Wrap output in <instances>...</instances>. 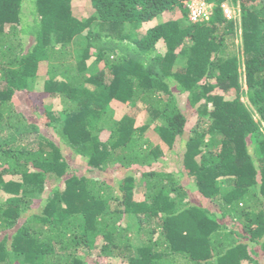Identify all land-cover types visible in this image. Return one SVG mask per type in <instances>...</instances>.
Returning a JSON list of instances; mask_svg holds the SVG:
<instances>
[{
    "label": "trees",
    "instance_id": "trees-1",
    "mask_svg": "<svg viewBox=\"0 0 264 264\" xmlns=\"http://www.w3.org/2000/svg\"><path fill=\"white\" fill-rule=\"evenodd\" d=\"M91 1L95 12L83 19L74 0H0V192L9 194L0 202V264H264L256 256H264V0H206L213 13L197 22L189 0ZM225 2L240 8L242 57ZM173 11L182 19L142 28ZM161 42L166 51H155ZM92 58L102 68L89 70ZM42 62L55 74L31 102L55 137L13 104ZM71 65L78 72L69 78ZM242 73L259 120L242 100ZM46 94L71 106L48 109ZM184 94L196 116L190 129ZM114 101L143 103L170 149L185 141L181 174L214 208L183 202L180 179L152 168L165 152L144 140L148 126L109 119ZM68 150L116 181L80 174ZM51 175L63 185L24 217ZM126 216L150 237L146 245L135 248Z\"/></svg>",
    "mask_w": 264,
    "mask_h": 264
},
{
    "label": "rangeland",
    "instance_id": "rangeland-1",
    "mask_svg": "<svg viewBox=\"0 0 264 264\" xmlns=\"http://www.w3.org/2000/svg\"><path fill=\"white\" fill-rule=\"evenodd\" d=\"M225 4L232 8L233 15L236 18V20L238 21L237 23H238V27H239L238 29L239 30H238L237 36L235 37V39L233 41L235 42L234 47H236V48L238 47L239 55H240V57H242V35H241V27L239 24V22H240V8H239L238 4L228 3V2L227 3L225 2ZM73 5H74L75 14L77 16H79L80 18H83V19H86V18L92 16L95 12L91 0H74ZM182 17H183V15L180 11L167 12V13L160 15L159 17H157L155 20H153L151 22L143 23L142 28L147 29V28L152 27L158 23L167 22L169 20H179V19H182ZM83 36L84 35H78L74 40L73 48H74V53H75V56L77 59L76 62H78V57H79L80 51L82 50V47L84 45V37ZM189 45H190V42L187 41L186 46H189ZM155 51L165 52L166 51L165 43L164 42L159 43L157 45ZM183 59H184L183 57H181L179 59L180 63H183V61H184ZM87 63H88L89 68H90L89 70L96 71L99 68H102L101 64L95 65L93 58L88 60ZM73 65H71L72 67L67 71H66V68H64L63 73L67 75L66 77L70 78L78 72L77 66L74 67ZM242 69H243V67H242ZM51 72H52V70L50 69L49 63L48 62H42L40 64L39 72L31 84V88H29V90L17 92L16 95L14 96L13 104L16 107V109L19 110L20 112L24 113V115L26 117H28V119L31 122L38 123L41 127L40 129L42 130V132L45 135H47L49 137H55L56 136L55 131L46 126L44 117H40V113L36 112L33 109V104L31 102V96H30L31 93L33 95V93L43 91L45 80L47 78H49L50 76H52V74L53 75L55 74L54 72H52V73ZM88 73H90V72H88ZM241 81L243 83V88H244V92L242 94V100L253 111L255 118L257 120H259L257 110L255 109V106L251 103L249 96L247 94L246 82H245V77H244L243 73L241 75ZM179 102H180L181 106L186 108V106H187V95L186 94L180 95L179 96ZM41 103L44 104V107L51 109V110H54V111H61L65 108L71 106V102L69 101L68 98H66L63 95H57V94L56 95L46 94V97L41 99ZM184 110H186V113L188 114V116L190 118L189 119L190 120L189 121V124H190L189 129H190V127L194 125L195 120H196V116L193 113L194 109L193 108L192 109L186 108ZM126 115H129V116H132L135 118V126L136 127L147 125L148 128L143 133L144 140L149 142L152 145L161 146L162 149L164 150L165 155L162 157L161 161L159 160L156 163H154L152 168L157 169L158 171L162 170L165 172H172V173H174V175L178 179H180V183L183 186H185L188 190L187 195L183 198V202L185 204L187 202H189L191 204H204L205 206H209L211 209L214 208L215 205L212 204L210 202V200L202 197L201 194L194 188V186L192 185V183H193L192 178L190 179L187 174H181V172L184 170L181 155L183 154V151L185 149V141H183V140L179 141L174 149H170L161 140L160 136L155 131V126L160 124L162 121L153 120L152 117L150 116L149 111L146 109V107L143 103L140 102L135 107L131 106L129 104H126V103L119 102V101H114L111 104V107L109 110V119L120 120L121 118H123ZM250 148L252 150L253 146H250ZM67 156H68V158L72 164V167L77 172H79L80 174H87V175H89L93 178H96V179L100 178V177L106 178L111 182H115L118 175H119V174H115L113 171H108L107 176L104 177V175H102V173L99 171L90 172V170L88 168H86V166H84L85 165L84 160L82 158H80L78 155H76L73 152V150H68ZM6 178L9 179V178H11V176H7ZM14 178H17V176H15ZM58 184L63 185V182L60 179H58L57 177L51 175L48 179L47 185H46L45 189L43 190V192H41L39 194V196L35 195V196H33V198H31L32 199L31 205H30L29 209L26 210L27 212H25L26 214H24V217L30 213H41L43 210V205L45 203V198L51 192L53 186L58 185ZM141 185H142V180L138 176L139 188L137 189V195H136V197L138 199L143 198L144 189H143V187H140ZM8 196H9L8 193L1 191L0 192V202L5 201V199ZM123 223L129 227V232H130V235L132 237V242H133L135 248L144 246L149 242L150 237H148L146 234L141 233V232L139 234L138 226H137L135 219L126 216V218L122 221V224ZM254 248H255L254 251H257V252L259 251L258 246H256V247L254 246ZM256 256H259V258L263 259V262H264V256L262 254L256 255ZM96 257L97 256L94 254L93 258H96ZM245 264H252V263L246 262Z\"/></svg>",
    "mask_w": 264,
    "mask_h": 264
},
{
    "label": "built area",
    "instance_id": "built-area-1",
    "mask_svg": "<svg viewBox=\"0 0 264 264\" xmlns=\"http://www.w3.org/2000/svg\"><path fill=\"white\" fill-rule=\"evenodd\" d=\"M189 9V18L192 21L209 20L212 13L214 4L206 0H189L187 2ZM225 15L228 18H234L232 8L226 4L222 5Z\"/></svg>",
    "mask_w": 264,
    "mask_h": 264
}]
</instances>
